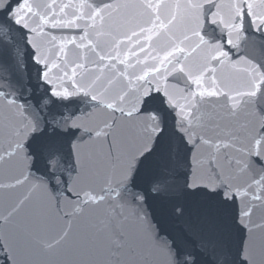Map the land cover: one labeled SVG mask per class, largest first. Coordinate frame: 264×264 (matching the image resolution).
<instances>
[{"label": "water", "instance_id": "obj_1", "mask_svg": "<svg viewBox=\"0 0 264 264\" xmlns=\"http://www.w3.org/2000/svg\"><path fill=\"white\" fill-rule=\"evenodd\" d=\"M0 264H160L78 0H0Z\"/></svg>", "mask_w": 264, "mask_h": 264}]
</instances>
